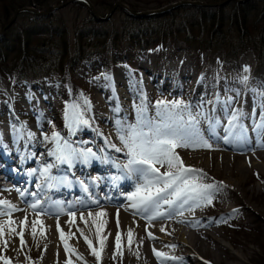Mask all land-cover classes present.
Returning <instances> with one entry per match:
<instances>
[{
    "label": "rangeland",
    "instance_id": "1",
    "mask_svg": "<svg viewBox=\"0 0 264 264\" xmlns=\"http://www.w3.org/2000/svg\"><path fill=\"white\" fill-rule=\"evenodd\" d=\"M65 1L67 0H55L46 5L48 0H43L39 7L41 8V11H46L49 7L60 5ZM110 1L111 0H91L90 2L94 3V7L99 16H105L107 9L109 10L110 3H112ZM126 1L127 4L130 5H141V1L143 2L144 0ZM149 2L150 0L148 3ZM263 3L262 0L249 1V6L246 10L247 22L252 21L255 14H257L256 12L264 7ZM149 5L154 6V4H148V6ZM231 6L236 5L231 3L230 6L226 8L218 7V9L220 8L218 12L208 8L205 9V15H211V17H217V19L221 20L217 22L218 24L216 28L224 33L234 30V27L228 26L232 15ZM176 11L179 13L177 16L186 15L191 18L194 24L192 26V32L195 34L201 33L202 36L207 37L209 35V29L215 26V24H213L214 18L200 19L199 11L195 8L181 7L176 9ZM53 12L54 13L49 16L43 17L42 20H39L41 24L40 28L33 26L34 23L32 22L34 20H31L29 15H23L24 18L17 19L11 33L12 35L8 36L7 39L15 40L14 38H16V36H20L22 29L26 28L27 22L33 30L41 29L45 33H48L49 29L61 30L62 26L65 27L67 32L65 31L62 38L69 43L70 53L72 46L74 45L73 37L76 33H81L82 35L93 33L97 40H104L105 34L106 42L103 45V49L86 60L84 59L77 63L74 70L72 72L66 71L63 78L51 76L48 79L43 80V82H41V80H35L33 81L34 83H31V85L28 86L23 82L16 83L13 77L5 78L0 74V107L6 106L3 113L0 112V118L4 117V119H6L5 117H8L10 121L12 120L14 122L13 124L6 122V120L0 122V124L3 125L1 128L6 127L15 130L32 129L34 131H42L45 137H51L52 133L56 132L61 138L66 136L69 139L72 138V134L74 133L75 141L77 142L75 143V146L80 149V151L87 152V150L91 149V152L96 159H101L103 157L105 162H115L116 160L113 161L112 157H118L113 153L115 152V149L109 146L115 145L116 148L122 149L121 153H117L123 158L122 163L126 164L128 157L126 155V150H123V145L117 137V127L123 125L126 130L127 125L136 124L140 119L137 111L138 107L146 106L147 111L144 112V116L155 118L157 112L156 103L158 101L169 103L173 101H182L184 105L190 106L193 115L203 111L207 117L218 120L219 126L215 127V133L221 128V125L224 127L228 122V119L226 118L227 116L224 115L228 111V107H225V104L221 107L220 97L222 98L223 103L231 97L234 102V108L243 111L244 109H241V103L245 100L244 96L246 91L250 90L252 94L251 101H253L252 107L258 108L264 113V95H261L257 91L256 85L252 82L251 73L256 64V59L250 52H247L242 57L240 56L238 62H224V54L222 50L213 54L203 51L200 54V52H192L191 50L185 49L182 43L176 44L175 47H173L170 43H167V41L162 47H154L153 45L157 42L154 36L157 37V34H160L161 31L165 34L164 40L167 39L166 28L163 26L166 23L164 18L166 16L163 15L148 20H146V18L131 19L130 17L128 18L123 10L117 9L112 15H110L107 22L95 23L89 17L87 10L79 3L72 4L60 11L57 10ZM128 19H131L130 26L134 31L135 44L126 39L123 40V36H114V31L116 30H119V34H124V32L127 31V27H129L126 25V23L129 24ZM207 19L210 20L199 24V22ZM2 20L4 22V17L0 15V23ZM18 31L20 32L18 33ZM133 31L130 30L126 36H129ZM138 31L151 32L149 35L150 42L147 47L150 49L149 51L141 52L146 48H140V46L145 47V45L139 40L140 36L137 35ZM15 33L18 34L13 35ZM237 34V32L233 33V37L237 36ZM107 35H111L109 40L106 37ZM152 39L155 40L151 41ZM136 40H138V42H136ZM58 57L60 58L58 59L59 63L64 65L66 60L62 59V56L60 55H58ZM113 58L119 62L112 63ZM142 61L143 65L146 66L145 68L150 71L149 73L160 75L159 80H163L161 77L167 75L170 78L167 82L183 83L180 91H177L174 87L159 88L156 86V88H149L150 90H148L146 86L152 81V79H149L150 77L148 76H144L143 71L139 69ZM102 63H106V66L102 67ZM245 68H247V71H245ZM182 72H188V75L191 76V78H186L183 81L180 80ZM223 76L224 78H235L237 84L229 82H227L229 84L225 83ZM144 77H146V80ZM243 77H247V80L244 81ZM38 79H40V77H38ZM96 88H102L106 90V92L103 93L97 91ZM195 90L196 93L191 96ZM119 93L121 94L122 99L119 100V106L117 108L116 105H112L113 103L103 105V100L99 99V97H104L108 100H114L120 98L118 95ZM220 93H223L224 96L219 97ZM217 97H219V102H217ZM43 98L50 103V109L53 110L52 113H49L48 106L44 105V103H40ZM85 100H89L88 102L91 106L90 110L87 109V106L84 103ZM75 103H79L81 111L85 113L86 117L84 120H91H88L89 128L84 125H79L73 132H71L66 123L65 113L66 109L70 108ZM35 106H44V108L36 110L34 108ZM236 106H238V109ZM101 113H107L109 118L107 121L101 120V123L99 124L96 115L98 116ZM117 119L119 125H117L116 128L109 129L108 127ZM239 124V128L234 130L233 137L236 135V139H233L234 143H240L242 140L241 129L243 126L241 123ZM8 125H11L13 128ZM208 129V120L201 118L200 130H202L201 132L206 139L209 137ZM257 136L264 137V129H259L257 131ZM104 137L109 138L108 142L101 141L104 140ZM231 140L232 137L230 138V141ZM208 142L212 145L210 150L198 149L195 151L208 150L211 152H222V147L214 143L212 139H209ZM182 149L183 148L177 149V152H195L190 149ZM228 159L229 161H232L233 164L244 161V158L240 157V155L237 157H225L221 160L228 163ZM192 165L194 164L192 163ZM216 165H218V163L213 159L206 168H199L204 176L203 183H211L216 186V189L212 192L211 204L200 206L199 215L208 218L220 216L221 213L218 212L221 210V203H219V199L221 198L220 194H224L226 191L223 184L228 179L233 180L238 179L239 177H241L240 184H242L240 186H242V190L245 193V195H243L244 200L255 206L257 212L250 215L249 218L247 217L248 220L245 218V220L240 221L238 219H227L226 217H221L215 220L216 226L218 227L216 228L219 233L221 232V237L218 236L217 240L222 243V246L217 243H208L207 250L205 251L207 263L260 264L262 261L260 245H264V168L244 170L237 175L238 172L236 171V167H232L234 170L230 173L231 171L229 170L231 168L229 166L224 165L221 168H216ZM161 171H164V169H161ZM236 189L234 190L242 192L240 187H236ZM119 193L122 194L123 192ZM222 196H226V194ZM231 196L235 201V195L231 194ZM113 197H116V195ZM235 203L237 204L238 202L235 201ZM165 224L172 225L170 220L166 221ZM88 236L94 243L92 244L93 247L99 251L95 246V235L90 234ZM6 237L8 236L5 230L4 236L0 237V256L7 258L8 247L7 245L5 247L3 243V241H7ZM85 247L90 251L87 245ZM115 251L116 249H113L112 252L110 250L108 252L110 255H108L106 261L104 262L101 259L102 261L100 260L99 264H132L131 260L127 261L126 257L124 259L122 258L124 257L123 249V255H118L113 259V253ZM213 251L219 254V259H217V257L215 258ZM41 253L42 252L36 247H26L24 250H20V264H51L53 262L49 257L50 262L47 261L48 259L46 260ZM233 253L239 258L241 256L240 259L243 260L239 262L229 259V254ZM80 256L83 257L82 261L77 260L76 256L72 255L70 257L71 264H97L94 256ZM178 257L182 256L178 254ZM68 259L69 257L66 259L59 258L57 261H59L58 264H61L62 261L66 262ZM1 264H3L2 261Z\"/></svg>",
    "mask_w": 264,
    "mask_h": 264
},
{
    "label": "bare ground",
    "instance_id": "2",
    "mask_svg": "<svg viewBox=\"0 0 264 264\" xmlns=\"http://www.w3.org/2000/svg\"><path fill=\"white\" fill-rule=\"evenodd\" d=\"M116 1H119L128 9H130L132 12H134L131 8H129V6L126 3L122 2L121 0H116ZM180 1H190L201 4V6H183V7H190L195 9H207V8L217 9L218 7L220 8L227 7L231 3L239 6L245 5L247 2L251 0L247 1L246 3H237V4L234 3L232 0H228V1L218 0L215 2L201 1V0H176L171 3H178ZM206 5H210V6H206ZM23 7L34 8L39 12H46L48 10L47 9L46 11H41V8L39 6H35V7L21 6L18 8H23ZM18 8H15V10ZM117 9L123 10L122 8L119 7H117L116 10ZM15 10H13L7 21L4 22L3 20L1 21L0 37L5 36L8 31L12 30V28L15 26L17 19L24 18L23 15H29V17H32V19L38 18L41 20L43 17H46V16H36L29 13H19L14 16L15 19L13 23L7 25L10 18L13 17ZM149 10L150 9H148V11ZM52 13L54 12L49 13L47 16H49ZM125 14L128 16L126 12ZM109 18L110 16L103 22H107ZM144 18L147 19L149 17L147 16ZM149 50H150L149 48H146L141 52H145ZM247 52L251 53V51H246L243 55H241V57L244 56ZM84 59L86 60L87 57H85ZM238 60L236 62H238ZM145 67L146 66L143 65V61H142L141 65L139 66V69L143 71L144 76L146 77L148 76L150 77L149 79H152V81H150L149 84L146 86L148 90H150L149 88L154 89L156 87L159 88L174 87L177 91H180L183 83L181 84V82L180 83L167 82V80L170 79L169 76L167 75L161 77L163 80H159L160 75L149 73L150 71L147 70ZM51 76L52 75L46 76L41 80V82H43V80L48 79ZM146 77H144L145 80ZM186 78L189 79L191 78V76L188 75V72H182V74L180 75V80L183 81ZM223 79L225 80L224 81L225 83L229 82V83L237 84L235 78L230 79L228 77L224 78L223 76ZM31 83L34 82L31 81ZM96 90L101 91L103 93L106 92V90L102 88H96ZM195 93L196 90L193 94H191V96H193ZM118 95L120 98H116L114 100L111 99L108 100L104 97H99V99L103 100V105H109L110 103H113L112 105L114 106L116 105L117 108L119 106L118 105L119 100L122 99L121 94L119 93ZM220 96L223 97L224 96L223 93H220L219 97ZM251 97L252 94L250 90L246 91L244 96L245 100H243V102L241 103L242 106L241 109H244L243 111L239 110L238 106H236V108L242 114L238 122L242 124L243 126L242 129L246 130L242 135L241 142L240 143L233 142V139L234 140L236 139V135L235 137H232V140L230 142L227 143L225 142L224 137L226 133L224 129L228 125L227 122L226 123L227 125L224 127L221 125V128H219L211 138L214 143L222 147L223 149L222 152L219 151L220 153H218L217 150H216L217 152H211L208 150L206 151L199 150L195 152L189 151L186 153L178 152V154L181 156L186 166L195 169H199L200 167L206 168L207 165L210 164V161L214 159L218 163V165H216V168H221L224 165L229 166L231 168L229 171H231L230 173H232L234 168L236 167V171L238 172L237 175L244 170H256V169L264 168V137H258L257 136L258 130L256 129V125L261 123L262 112L258 108L252 107L253 101H251ZM220 99H221L220 105L221 107H223L224 103L222 102L221 97ZM40 103H44V105L49 107V113L53 112V110L50 109V103L47 100L43 98L41 99ZM233 104L234 102L231 101V104L227 108L228 111L226 112V114H224L227 116L226 117L227 119H229L231 113L236 110ZM74 105L79 106V110L82 113L84 119L86 116L85 113L81 111L80 104L75 103ZM5 107L6 106H1L0 112L3 113ZM34 108L36 110H41V108H44V106H35ZM5 118L6 119H4V117H1L0 122H4L6 120V122L8 123L11 124L14 123L12 120L11 122L8 117ZM108 118L109 117L107 113H101L98 116L96 115V119H98L97 121L99 122V124L101 123V120L107 121ZM88 120L86 119L87 122ZM118 122H119L118 119L115 120L108 128L109 129L116 128ZM66 123L68 124L67 119H66ZM239 123L238 125H240ZM80 125H84L87 128H89V122L87 124H80ZM1 126L3 125L0 124V172L4 175V178L6 179L9 178L10 176H13L14 183H12V186L9 183L10 185L9 188H4L3 185L0 184V200L10 201L12 204L16 206L17 209L11 215V219L16 222L15 233L9 236L6 229V234L8 236L6 237L7 247H8L7 258L10 264H20L21 256L19 257V252L20 250H24L26 247L38 248L42 252L41 254L44 255V258H46V260L48 259L47 261L50 262V260H53L51 264H55V263L58 264L59 261H57V259L59 258L66 259L67 257H69L65 253L64 245L60 239V234L57 231V219L59 220L60 229L64 232L65 238L67 239V243L69 244L70 248H74L79 255H88L90 257L93 256L91 255L90 251H88L85 247L87 245L85 243V239H84L85 237H87V239L91 241L92 244H94L88 235L90 234L95 235L94 236L96 241L95 246L98 248L99 251L101 250L100 240H104V247L101 256H102V260L105 262L106 259L108 258V255H110L108 252L110 250L112 252L113 249H116V233L118 231L117 229L118 211H119V232L121 233V246L122 249L124 250V258L126 257L127 261L131 260L132 264H158V261L153 254V249L165 253L170 257L178 258L175 261L173 260L164 261V264H208L207 258L205 256L206 255L205 251L207 250L208 243L210 244L217 243L218 245L222 246V243L218 242L217 240L218 236L221 237L220 235L221 232L219 233V231L217 230L218 227L216 226L215 220L221 217H226L227 219H236V220L238 219L240 221L245 220V218L248 220L250 215H253L255 212H257L255 206L251 205L250 203L244 200L243 195H245V193L242 190V186H240L242 184H240L241 177H239L238 179H233V180L228 179L229 181L227 180L223 184V187L226 189L224 193L226 194V196H222L224 194H220L221 198L219 199V203L222 204V205L220 204L221 210L218 211L221 213L220 216H217L215 218L202 217L199 215V207H194L193 209L189 210L186 206L185 209L182 210L183 211L182 215L174 214L170 218H158L156 220L151 221V226L149 227V224L145 218L138 215H133L132 211L130 209H127L128 201L126 197L135 190L137 181L134 177L126 178L127 170L124 169V167H120L118 165L123 162V158L120 157L116 151L113 152L118 157V158L113 157L114 160H116L115 162L98 164L96 159L89 157L88 161L85 163L83 157H79L73 161L71 166H69L67 163L64 164L58 163L55 156L49 155V152H51L54 149L55 144L51 140H45V136L42 131H34L32 129L15 130L11 128H6L5 126H4L5 128H1ZM78 126L79 125L75 126V128ZM238 128L239 127H237V129ZM28 133H32L34 139L29 140ZM72 135L73 136L70 139L67 138L66 136L61 138V143H63L64 141H69L73 148L80 151V149H78L75 146L76 145L75 143L77 142L75 141L74 133ZM108 140L109 138L104 137V140L101 141L108 142ZM1 152H3V155L1 154ZM238 155L244 158L243 162L233 164L232 161H229V159H228L229 161L228 163L223 162V160H221L225 157L226 158L237 157ZM93 163L96 164L98 169H94L95 167L93 166ZM192 163L194 165H192ZM47 164L54 165V167L51 168L50 175L57 180L63 179L65 182L62 185H57L53 187L52 189L46 188L44 192L39 193L38 197L31 195L32 193L29 195L28 193L29 191L33 193H37L36 185L40 183L39 173L37 172L34 175H30V173L32 172L33 169H40L46 166ZM9 166L12 167V170L8 169ZM89 167L93 168V170L91 171ZM24 179L25 182L23 184L25 186L19 183L20 181H24ZM122 179H125L126 183H132V184L134 182L135 183L127 187L124 184L118 185L121 182L120 180ZM236 187H240L242 192L236 191L238 190L236 189ZM99 188H102L103 191H102V195L98 196L97 189ZM119 188H122L121 191V193L123 192L122 194L119 193L120 192ZM85 189H87V191H85ZM19 192H24L25 195L21 197L19 195ZM72 192L74 193V195ZM117 192L118 195H116V197H113L115 196V194H117ZM61 194H64L65 196L64 201L70 199L69 203L67 201L63 203L61 202ZM231 194L235 195V201L238 202L237 204L235 203ZM72 195L75 196L74 199H71ZM89 196L91 198H89L85 202V199ZM92 197L96 198L97 203L93 202L96 200H93ZM37 198L41 201V204L46 208V210L51 214L50 215L42 214L39 217L40 221H42L44 235L41 236L40 234L41 225L37 224L36 236L35 238H33L31 222L36 220L37 217L35 216L34 212L28 207V205ZM57 205L62 206L65 213L67 212L75 213V219L72 223H69V216L67 214H59L61 209L60 207H57ZM70 205L72 207H69ZM162 210L167 212L168 211L167 206H164ZM89 212L93 214L94 218H95V214L98 212H104L107 215L95 219V223H94L92 219H88ZM81 215L85 217L87 223H85L80 219ZM25 216H27L28 222L27 225L23 226L24 245L21 246L19 233L21 231L22 225L20 224V221H23ZM8 219L9 217L7 216H0V223ZM101 220L106 221V223L104 224L103 228L100 229L98 236L97 225L100 224ZM169 220L171 221L172 225L165 224V222ZM161 228H164L165 231L162 232ZM129 229H132L134 233V242L132 243L131 248H129V244H128L129 237L127 236ZM148 232H151L152 235L155 237V239H149ZM81 233H83V235ZM69 234H71L70 238H69ZM136 253H138L139 255H136ZM178 254H180L182 257H178ZM213 255L215 256V258L217 257V259H219V254L213 251ZM48 257L50 258V260ZM228 258L239 262L243 260L240 259L241 256L239 258L234 253L229 254ZM61 264H65V262L62 261Z\"/></svg>",
    "mask_w": 264,
    "mask_h": 264
},
{
    "label": "snow or ice",
    "instance_id": "3",
    "mask_svg": "<svg viewBox=\"0 0 264 264\" xmlns=\"http://www.w3.org/2000/svg\"><path fill=\"white\" fill-rule=\"evenodd\" d=\"M247 71V68H245ZM246 81L247 77H243ZM232 98L224 102L225 107L231 104ZM219 102V97H217ZM88 110H90V104L87 100L84 101ZM156 117L149 118L144 116V112L147 111L145 107H138L140 119L136 124L127 125L125 130L123 125L117 127V137L123 145V150H126L128 157L127 163L123 165L127 170L126 178L134 177L137 181L135 190L127 195L128 201L127 209H130L133 215H138L146 219L151 226V221L158 218H170L174 214H183V209L187 206L189 210L194 207H200L204 204H211L212 192L216 189V186L211 183H203L204 176L199 169L188 167L183 162L181 156L178 154L177 149H208L212 148V145L208 142L209 139L215 134V127L219 126V121L209 118L203 111L193 115L190 106L184 105L182 101H173L171 103L165 101H158L156 103ZM66 119L68 120L67 126L70 131L75 130V126L80 124H87L88 122L83 119L82 113L79 110L78 105H72L66 109ZM242 114L239 110H235L231 113L228 119V125L224 129L226 135L224 137L225 142H230V138L234 136V130L239 127L238 121ZM261 123L256 125V129H264V113L261 114ZM201 118L207 119L209 124V137L206 139L204 134L200 130ZM246 130L241 129V135ZM29 140L34 139L32 133H28ZM45 140H51L55 147L49 152V155L55 156L58 163H67L72 165L73 161L79 157H83L84 162L88 161V158L94 154L91 149L87 152L79 151L71 146L69 141L61 143V137L58 133L53 132L51 137H45ZM114 148L116 152H121V148H116L115 145H109ZM52 164H47L40 169H33L30 175L39 173L40 183L36 185L37 193L31 195L37 196L39 193L45 191V189H52L57 185H62L65 181L63 179H55L50 175ZM119 167V166H118ZM164 169V171H161ZM55 181V182H54ZM87 191V189H85ZM19 195L23 197L24 192H19ZM97 203V201H93ZM167 206L168 211L165 212L162 209ZM28 207L34 212L37 217L36 220L31 222L33 238L36 236L37 224L41 225V236L44 235L42 221L39 217L42 214L50 215L46 208L41 204V201L37 198L33 202L29 203ZM59 214H67L69 216V223H72L75 219V213H65L62 206ZM69 207H72L71 205ZM16 206L8 200H0V216L9 217L8 220L0 223V237H3L5 230L9 236L15 233L16 222L11 219V215L15 212ZM104 212H98L95 214V218L91 212L88 213V219H92L95 223V219L102 216H106ZM80 219L87 223V220L83 215ZM28 218L25 216L23 221H20L22 225L19 233L21 246L24 245L23 239V226L27 225ZM106 221L101 220L97 225V235L99 236L100 229L103 228ZM117 233H116V251L113 253V259L118 255L122 256L121 246V233L119 232V211L117 212ZM79 230V229H78ZM57 231L60 234V239L64 245V250L69 259L65 264H71L70 257L75 255L77 260H83L74 248H70L65 238L64 232L60 229L59 220L57 219ZM147 231V229H146ZM161 231H165L161 228ZM83 235V233H81ZM71 234H69L70 238ZM127 236L129 248H131L134 242V233L132 229H129ZM149 239H155L151 232H148ZM85 243L90 249L91 255H93L99 264L102 259L101 253L104 247V240H100L101 250L97 251L93 247L91 241L84 238ZM106 239V238H105ZM5 247L7 241H3ZM153 254L156 257L158 264H164L167 260H177L176 257H170L165 253L156 251L153 249ZM136 255H139L136 253ZM0 261L3 264H10L6 257L0 256Z\"/></svg>",
    "mask_w": 264,
    "mask_h": 264
},
{
    "label": "trees",
    "instance_id": "4",
    "mask_svg": "<svg viewBox=\"0 0 264 264\" xmlns=\"http://www.w3.org/2000/svg\"><path fill=\"white\" fill-rule=\"evenodd\" d=\"M42 1L43 0H0V15H3L4 21H7L15 8L21 6H39ZM54 1L55 0H48L46 5ZM115 1L116 0H111L110 2L114 3ZM121 1L127 4L126 0ZM148 1L149 0L141 1V5H127L133 11H140L157 9L176 0H150L149 3ZM201 1L215 2L218 0ZM262 2H264V0H262ZM148 4H154V6H148ZM229 6L230 5L227 7ZM248 6L249 2L241 6H231L232 15L228 26L234 27V30L226 33L221 32L216 28L218 24L217 22L221 20L217 19V17H211V15H205V9H197L199 11L200 19L214 18L213 24H215V26L209 29V35L207 37L202 36L201 33L195 34L192 32V26L194 24L191 18L186 15L177 16L179 13L174 10L163 15L166 16L164 17L166 23L163 26L166 28L167 39L164 40L165 34L161 31L160 34H157V37L154 36L157 42L153 46L162 47L167 41L173 47H175L176 44L182 43L185 49L191 50L192 52H200V54L203 51L213 54L222 50L224 54L223 60L225 62H236L246 51H251L253 57L256 59V64L252 71V78L256 83L258 90L264 92V7L256 12L257 14H255L252 21L247 22L246 10ZM219 9L215 8L212 10L218 12ZM30 18L31 20H34L32 22L34 23L33 26L37 28L41 27L39 21L41 19ZM152 18L156 17L147 18L146 20ZM128 20L129 24L126 23V25L129 26L127 27V31L124 32V34H119V30H116L114 31V36H123V40L126 39L135 44L134 31L130 26L131 19ZM208 20L210 19L199 22V24ZM26 24V28L22 29L21 35L16 36V38H14L15 40L7 39L8 36L12 35L13 28L8 31L5 36L0 37V74L5 78L13 77L16 83L23 82L28 86L31 85V81L42 80L48 75L62 78L66 71L72 72L77 66V63L82 61L85 57L89 58L96 52L98 53L101 51L106 42L105 34L104 40H97L93 33H86L83 35L81 33H76L73 37L74 45L72 46L70 53L69 43L62 38L66 31L65 27L62 26L61 30L49 29V32L45 33L41 29L33 30L27 22ZM130 30L133 32L129 36H126ZM19 32L20 31H18V33ZM235 32L238 34L233 37V33ZM18 33L13 35H17ZM150 33L151 32H137V35L140 36L139 40L145 45V47L140 46V48L143 49L148 47ZM110 36L111 35L106 36L108 40L110 39ZM155 39H152L151 41ZM136 42H138V40H136ZM58 55L66 60L64 65L59 63L58 59L60 58ZM116 62L119 61L113 58L112 63ZM101 66H106V63H102ZM38 77H40V79H38ZM260 250L262 251V261L260 264H264V245H260Z\"/></svg>",
    "mask_w": 264,
    "mask_h": 264
},
{
    "label": "water",
    "instance_id": "5",
    "mask_svg": "<svg viewBox=\"0 0 264 264\" xmlns=\"http://www.w3.org/2000/svg\"><path fill=\"white\" fill-rule=\"evenodd\" d=\"M226 1H228V0H226ZM232 1L237 4V3H246L249 0H232ZM75 2L84 3L85 6L87 7L88 11H89L90 16L94 20L101 21V22L105 21L116 10L117 7L122 8L128 14V16H130L131 18L140 19V18H144V17L150 16V15H161V14L167 13L173 9L183 7V6H201V4L196 3V2L180 1L178 3H171L165 7H162V8L157 9V10L135 13V12H132L130 9H128L126 6H124L119 1H116L110 6V8L107 11V13L105 14V16L103 18H100L98 16L97 12L95 11V8L93 7V5L90 3V1H88V0H67L60 5L49 7L46 12H39V11L35 10L34 8H24V7L18 8L14 11V15L12 18H10L7 25L13 23V21L15 19L14 16L19 14V13H29V14H33L36 16H47L49 13H51L53 11L61 10L64 7L69 6ZM206 6H210V5H206Z\"/></svg>",
    "mask_w": 264,
    "mask_h": 264
}]
</instances>
